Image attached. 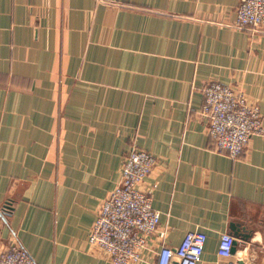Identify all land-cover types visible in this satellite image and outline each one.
I'll use <instances>...</instances> for the list:
<instances>
[{
    "label": "crops",
    "instance_id": "obj_1",
    "mask_svg": "<svg viewBox=\"0 0 264 264\" xmlns=\"http://www.w3.org/2000/svg\"><path fill=\"white\" fill-rule=\"evenodd\" d=\"M242 1L0 0V253L15 239L37 264H113L89 237L136 146L157 159L145 189L169 246L201 230L200 264H264V138L233 160L200 115L210 82L264 115V34L235 27Z\"/></svg>",
    "mask_w": 264,
    "mask_h": 264
},
{
    "label": "built area",
    "instance_id": "obj_2",
    "mask_svg": "<svg viewBox=\"0 0 264 264\" xmlns=\"http://www.w3.org/2000/svg\"><path fill=\"white\" fill-rule=\"evenodd\" d=\"M235 27L264 34V0H243ZM200 113L207 122L215 151L239 159L255 137L264 138V115L258 103L242 90L219 82L204 88ZM157 165L147 151L133 146L127 152L119 183L100 205L89 243L113 264H200L207 234L189 231L177 248L167 244V231L160 230L161 217L153 207V194L145 189ZM236 239L223 234L219 254L233 256ZM0 264H37L17 240L0 253ZM234 264V263H231Z\"/></svg>",
    "mask_w": 264,
    "mask_h": 264
},
{
    "label": "water",
    "instance_id": "obj_3",
    "mask_svg": "<svg viewBox=\"0 0 264 264\" xmlns=\"http://www.w3.org/2000/svg\"><path fill=\"white\" fill-rule=\"evenodd\" d=\"M232 229L236 232V234H238V229H239V226L236 225V224H233L232 225ZM243 240H249L250 236L249 235H246L244 234L243 236ZM237 246V242L234 243V248H233V252L235 251V247Z\"/></svg>",
    "mask_w": 264,
    "mask_h": 264
}]
</instances>
